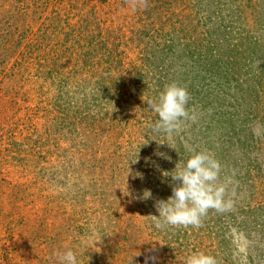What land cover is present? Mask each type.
Wrapping results in <instances>:
<instances>
[{
    "label": "rangeland",
    "instance_id": "1",
    "mask_svg": "<svg viewBox=\"0 0 264 264\" xmlns=\"http://www.w3.org/2000/svg\"><path fill=\"white\" fill-rule=\"evenodd\" d=\"M170 83L198 119L167 138L144 100ZM188 148L220 162L233 207L157 229ZM65 248L264 264V0H0V264Z\"/></svg>",
    "mask_w": 264,
    "mask_h": 264
},
{
    "label": "clouds",
    "instance_id": "2",
    "mask_svg": "<svg viewBox=\"0 0 264 264\" xmlns=\"http://www.w3.org/2000/svg\"><path fill=\"white\" fill-rule=\"evenodd\" d=\"M189 99L188 90L177 83L166 85L155 98L143 99L157 116L149 127L163 133L167 138L179 135L187 122H196L198 119L195 110L189 109ZM187 150L190 155L183 164L177 163L174 170L163 173L176 183L172 185V195L166 200L156 202L158 215L152 216L157 229L166 226L199 227L202 217L209 209L223 212L233 207V200L228 193V185L232 183L231 177L226 178L224 182H218L220 162L210 152L192 148ZM151 196L150 190L143 192V198ZM57 256L60 264H78L76 253L70 248L58 252ZM182 264H217V261L208 253L193 250L183 257Z\"/></svg>",
    "mask_w": 264,
    "mask_h": 264
}]
</instances>
